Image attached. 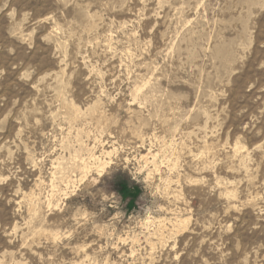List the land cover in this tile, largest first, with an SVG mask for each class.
<instances>
[{"label":"rangeland","instance_id":"374dc122","mask_svg":"<svg viewBox=\"0 0 264 264\" xmlns=\"http://www.w3.org/2000/svg\"><path fill=\"white\" fill-rule=\"evenodd\" d=\"M0 264H264V0H0Z\"/></svg>","mask_w":264,"mask_h":264},{"label":"bare ground","instance_id":"6f19581e","mask_svg":"<svg viewBox=\"0 0 264 264\" xmlns=\"http://www.w3.org/2000/svg\"><path fill=\"white\" fill-rule=\"evenodd\" d=\"M239 150H240L239 148H236V152H237V153H238V151H239ZM238 157H239V156H238ZM107 166H108V165H107ZM101 168H103V169H104V168H105V166H104V165H102V166H101ZM101 170H102V169H101Z\"/></svg>","mask_w":264,"mask_h":264}]
</instances>
